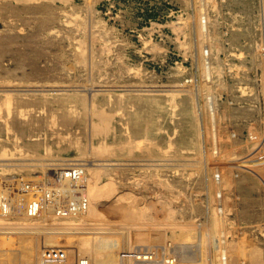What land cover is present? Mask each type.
<instances>
[{
	"label": "rangeland",
	"instance_id": "1",
	"mask_svg": "<svg viewBox=\"0 0 264 264\" xmlns=\"http://www.w3.org/2000/svg\"><path fill=\"white\" fill-rule=\"evenodd\" d=\"M11 104L1 264H264V0H0Z\"/></svg>",
	"mask_w": 264,
	"mask_h": 264
},
{
	"label": "built area",
	"instance_id": "2",
	"mask_svg": "<svg viewBox=\"0 0 264 264\" xmlns=\"http://www.w3.org/2000/svg\"><path fill=\"white\" fill-rule=\"evenodd\" d=\"M34 264H67L65 251L62 249L48 248L39 253ZM1 264V263H0Z\"/></svg>",
	"mask_w": 264,
	"mask_h": 264
},
{
	"label": "bare ground",
	"instance_id": "3",
	"mask_svg": "<svg viewBox=\"0 0 264 264\" xmlns=\"http://www.w3.org/2000/svg\"><path fill=\"white\" fill-rule=\"evenodd\" d=\"M11 110V111H10ZM0 111H5V112H12V111H14L15 112V114H16V116H26V109L24 108V109H20V108H18V109H16L15 107H14V105H10L9 107H7V108H5V109H1L0 108ZM29 111H31V110H28V112ZM8 120V119H7ZM29 181H30V179H29ZM32 183V182H31ZM35 183V182H34ZM26 186H28V185H26ZM33 187V186H32ZM38 187V186H37ZM35 188V187H34ZM37 189V188H36ZM38 190V189H37ZM33 192V191H32ZM40 192V191H39ZM30 194V193H29ZM32 194V193H31ZM36 194V193H35ZM78 194V193H77ZM37 195V194H36ZM80 195H82V194H80ZM32 196V195H31ZM37 197V196H36ZM82 197V196H81ZM80 197V198H81ZM1 202V201H0ZM97 235V234H96ZM99 236H100V234H98ZM97 235V236H98ZM102 238V237H101ZM83 242V241H82ZM108 242L107 241H102V243L100 242L99 243V245H104V246H106V244H107ZM93 244L94 243H92V241L91 240H87L85 243H83L82 244V248L83 249H86V253H90L91 252V248H93ZM95 245V244H94ZM100 258H102V257H100ZM23 264H32L31 263V260H24V262H23Z\"/></svg>",
	"mask_w": 264,
	"mask_h": 264
}]
</instances>
